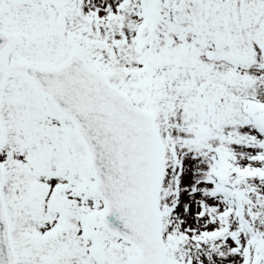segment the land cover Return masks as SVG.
<instances>
[{
    "label": "snow or ice",
    "instance_id": "1",
    "mask_svg": "<svg viewBox=\"0 0 264 264\" xmlns=\"http://www.w3.org/2000/svg\"><path fill=\"white\" fill-rule=\"evenodd\" d=\"M0 264H264V0H0Z\"/></svg>",
    "mask_w": 264,
    "mask_h": 264
}]
</instances>
